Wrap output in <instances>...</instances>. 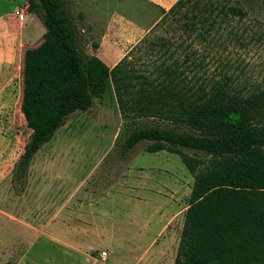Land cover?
<instances>
[{
	"label": "rangeland",
	"instance_id": "rangeland-1",
	"mask_svg": "<svg viewBox=\"0 0 264 264\" xmlns=\"http://www.w3.org/2000/svg\"><path fill=\"white\" fill-rule=\"evenodd\" d=\"M62 3L82 35L81 49L87 55L98 53L101 59L113 55L118 63L141 45L128 60L150 72L163 58L148 54L145 46L163 34L170 43L181 44L178 58L195 53L192 60L201 64L181 65L192 82L211 86L228 81L236 94L264 93V7L200 41L197 30L165 35L159 26L148 33L162 14L149 0ZM10 7L3 1L0 12ZM26 15L22 21L15 14L10 17L13 31L3 29L1 38L0 56L6 65H14L10 70L14 80L10 101L0 107V138L9 145L0 149V264H174L193 178L174 154H149L141 144L120 155L115 142L123 120L111 84L90 110L70 116L35 153L22 181L16 178L14 164L31 133L19 114L21 59L25 49L41 42L45 31L38 17ZM144 38L146 42L140 43ZM93 45H98L96 51ZM141 123L168 126L152 119ZM83 194L87 196L82 201H75ZM82 206L92 219L87 222L88 244L76 245L85 242L79 239L86 232L85 222L70 211ZM165 210L171 213L168 220L163 218ZM60 218L66 229L55 231ZM37 226L43 227L39 234L33 231Z\"/></svg>",
	"mask_w": 264,
	"mask_h": 264
},
{
	"label": "trees",
	"instance_id": "trees-1",
	"mask_svg": "<svg viewBox=\"0 0 264 264\" xmlns=\"http://www.w3.org/2000/svg\"><path fill=\"white\" fill-rule=\"evenodd\" d=\"M19 4L45 31L21 59L19 109L31 133L14 164L16 178L22 181L35 153L70 116L90 110L111 84L123 120L115 142L120 155L141 144L149 154H174L193 178L174 264H264V93L236 94L228 81L192 82L181 65L201 64L192 60L195 53L178 58L181 44L163 34L145 46L163 58L153 71L128 60L141 45L110 68L82 51V35L62 0ZM263 7L264 0H177L167 11L160 8L148 33L159 26L165 35L197 30L195 37L206 41ZM144 119L168 126L142 124Z\"/></svg>",
	"mask_w": 264,
	"mask_h": 264
},
{
	"label": "crops",
	"instance_id": "crops-1",
	"mask_svg": "<svg viewBox=\"0 0 264 264\" xmlns=\"http://www.w3.org/2000/svg\"><path fill=\"white\" fill-rule=\"evenodd\" d=\"M3 1L4 2L8 1L10 3L11 7H10V10H7L6 12H3V11L0 12V29L2 31V32L0 31V54L2 53V47H3V45H2L3 40L1 39L4 36V33H3L4 30L3 29H5V30L8 29L11 32L13 31V28H12L11 22H10V17H12L15 14V10L20 5L19 0H0V3H2ZM149 1H151L153 4H156L161 9H164L167 11L177 0H149ZM26 16L27 15L25 13V17ZM91 55H95L98 58H100L98 53L91 54ZM101 60L110 68H112L114 65L117 64V63H115L116 61H115V58L113 57V55H107L106 57H104ZM6 64H7L6 61L0 56V107L7 106L8 102L10 101V96H11V93H9L10 92V86L13 84V80H14L13 77H11V72H10V70L12 69V67H14V65H6ZM19 114H20V116H22V114L20 113V109H19ZM8 146H9L8 143L6 141H4V139L0 138V149L3 147L7 148ZM163 189H165V188L163 187ZM85 196H87V195L83 194L82 197L75 199V201H77V200L82 201V198H85ZM123 197H124V195H123ZM0 213H1V211H0ZM64 213H67V212H64ZM70 214H76L77 218L84 220V222H85L84 223L85 231H86L85 234L82 235L81 233H77V235L81 234V237L79 236V239L81 238V240H84L85 242L83 243V242L77 241V242H75L76 245H87L88 244L87 229L89 230L87 222H89V218H90V220L92 219L91 213L89 212V210H87V208L85 206H82L77 211H74V212L70 211ZM170 217H171L170 211L165 210L164 216H163L164 220H166L167 218H170ZM61 218L54 224L53 229L55 231H60L64 228L66 229V225L61 220ZM11 221H13V220H11ZM21 225H22V227H24L23 224H21ZM72 227L73 226L71 224V226L69 228L72 229ZM104 227H106V226H104ZM42 228L43 227H39V226H37L36 228L33 227V231L35 232V234H39V232L41 231L40 229H42ZM75 228L78 229L79 227L76 226ZM57 235H58V233L56 232L55 236H57Z\"/></svg>",
	"mask_w": 264,
	"mask_h": 264
},
{
	"label": "built area",
	"instance_id": "built-area-1",
	"mask_svg": "<svg viewBox=\"0 0 264 264\" xmlns=\"http://www.w3.org/2000/svg\"><path fill=\"white\" fill-rule=\"evenodd\" d=\"M15 15L18 17L20 21L24 20L25 18V12L19 7L15 10ZM101 256L102 258H104L106 256V253L102 252Z\"/></svg>",
	"mask_w": 264,
	"mask_h": 264
}]
</instances>
